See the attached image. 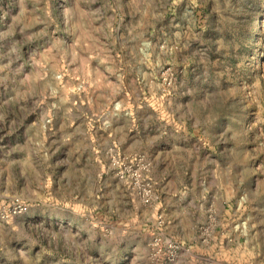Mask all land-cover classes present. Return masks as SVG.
<instances>
[{
  "label": "rangeland",
  "instance_id": "obj_1",
  "mask_svg": "<svg viewBox=\"0 0 264 264\" xmlns=\"http://www.w3.org/2000/svg\"><path fill=\"white\" fill-rule=\"evenodd\" d=\"M0 264H264V0H0Z\"/></svg>",
  "mask_w": 264,
  "mask_h": 264
}]
</instances>
